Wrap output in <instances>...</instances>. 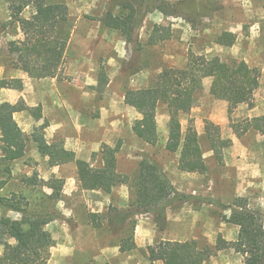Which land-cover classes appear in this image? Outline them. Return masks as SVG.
<instances>
[{"label": "rangeland", "instance_id": "374dc122", "mask_svg": "<svg viewBox=\"0 0 264 264\" xmlns=\"http://www.w3.org/2000/svg\"><path fill=\"white\" fill-rule=\"evenodd\" d=\"M112 1L0 0V78L24 72L21 53L9 50V42L22 37L17 19L30 17L38 4L64 3L68 20L60 30L67 36V48L63 72L56 78L57 88L63 94L84 91L83 98L79 93L65 96L70 113L60 107L55 112L52 108L49 117L43 119L37 120L28 111L14 117L25 137V154L16 161L6 160L0 141V195L27 196L31 208L61 218L45 226L55 241L48 264H147L148 247L159 242L177 248L194 242L199 248H208L211 254L203 264H244L243 255L232 246L216 249V242L219 236L229 242L236 240L238 226L231 217L237 203L264 215V130L251 128L237 136L231 127L232 122L264 115V0H121L133 5L135 18L130 33L102 25L101 19L108 12L123 16L130 12ZM157 27L169 30L171 38L149 44L148 38ZM224 31L236 35L233 44L218 42ZM189 51L223 61L244 60L259 74L252 94L230 111L226 100L209 93L211 78H203L189 114L180 115L183 130L191 119L197 131L206 165L202 173L177 168L179 151L167 147L169 115L163 102L156 107L155 144L132 131L141 115L124 102L127 90L152 86L163 68L183 67ZM25 74L26 78H21L23 88L16 90L22 93L25 85L26 96L32 101L40 91L51 88L50 77ZM79 79L84 81L83 89L76 86ZM1 89L0 104L4 98L16 102L24 97L16 98V94ZM52 119L54 130L48 134ZM206 120L220 125L223 141H232L223 149L221 161L210 148L204 131ZM34 133L42 134L49 143L77 149L75 157L92 167L101 164L93 153L103 143L120 142L117 170L127 175L128 182L107 193L80 186L74 162L56 165L52 172L48 157L33 141ZM143 161L159 164L172 187L163 208L147 210L137 204L136 183ZM7 163H11L10 174L5 170ZM34 174L38 181L61 178L60 198H47L51 190L41 182L28 185L26 179ZM125 211L136 213L123 222L119 215ZM19 217L11 209L0 208L2 220ZM6 239L13 242L8 236ZM121 240L134 245L121 252ZM2 250L0 245V253Z\"/></svg>", "mask_w": 264, "mask_h": 264}, {"label": "trees", "instance_id": "16d2710c", "mask_svg": "<svg viewBox=\"0 0 264 264\" xmlns=\"http://www.w3.org/2000/svg\"><path fill=\"white\" fill-rule=\"evenodd\" d=\"M123 7L129 8L126 15H115L108 12L101 19L105 27L122 30L130 33L132 22L135 18L133 5L128 1L113 0ZM68 20V7L64 3L38 4L30 17L17 19L22 38L9 42L10 52L21 53V69L41 78L61 76L65 62L67 36L61 33V25ZM169 30L157 27L149 38V44L170 39ZM236 35L224 31L218 36V42L225 45L234 43ZM210 77L209 93L215 98L228 102L229 111L238 103L246 100L258 85L259 74L250 68L244 60H221L217 56L207 57L203 54L188 52V57L183 67H166L157 75L154 84L147 88L129 89L124 94V102L133 107L141 117L132 125L136 136L147 143L155 144L158 141L156 124V107L163 102L168 111V137L167 147L170 151H179L177 168L184 172L202 173L206 165L201 152L196 129L188 120L185 130L180 122L181 114H189L194 105V94L203 78ZM10 88L21 90V78H0V89ZM28 111L37 120L42 117L41 106H29L23 98L16 102H2L0 104V141L6 160L16 161L25 154V137L14 119V113ZM43 124L40 128H43ZM237 136L253 128L264 130V115L245 119L242 123H231ZM204 131L214 156L222 159L223 149L231 145V139L223 141L221 127L210 120L205 121ZM33 141L37 143L41 154L48 157L52 166L67 162H74L76 178L80 186L98 188L103 192L111 190L128 182L127 175L117 170L116 155L121 143L114 145L103 143L93 156H98L101 164L92 167L88 162L77 159L72 150L65 148L60 142L49 143L40 133H34ZM10 165H5V170L10 174ZM37 174L27 178L28 185L34 181V186L41 185L50 189L47 198L58 200L63 189V180L52 177L48 180H37ZM3 183H0V188ZM164 172L159 164L143 161L136 183L137 204L139 207L151 210L156 206L165 207L172 195ZM31 200L27 196L13 194L12 196L0 195V208L11 209L20 215L15 219H0V264H48L54 238L45 226L60 217L47 211L31 208ZM232 209L231 221L238 226L237 238L233 242L222 237L217 238L216 249L232 246L244 257V264H264V215L246 205L236 204ZM135 211L120 213L121 220L125 222L135 214ZM13 239L7 241L6 237ZM133 242L121 240L119 250L125 252L133 247ZM211 254L208 248H199L194 242L189 246L177 248L170 247L164 242H159L148 247V263L155 264H203Z\"/></svg>", "mask_w": 264, "mask_h": 264}, {"label": "crops", "instance_id": "0c3cea01", "mask_svg": "<svg viewBox=\"0 0 264 264\" xmlns=\"http://www.w3.org/2000/svg\"><path fill=\"white\" fill-rule=\"evenodd\" d=\"M21 36H22V32H21ZM22 38V37H21ZM81 71V70H80ZM26 72H18L17 74H16V77H18V78H23V79H25L26 78V74H25ZM68 73V69L66 70V74ZM65 75V74H64ZM57 77H53V78H49V79H51L52 80V82H51V88L50 89H48V90H45V91H40V95L39 96H36L35 98H34V100L32 101L31 99H29V97H27L26 96V91H27V89H25V85H24V90L22 91V93L21 92H19V91H17L16 89H10V88H2L1 90V92H3V91H5V92H7V94H9V95H15L16 94V98H18L19 96H21V95H23L24 97L23 98H25V100H26V104L27 105H29V106H38V105H40L41 106V111H42V119L43 118H47L46 116H48L49 114H50V112H51V110H52V108H53V110H54V112H55V110L58 108H60V107H62V110L63 111H65L66 110V112H68V113H70V108H71V106H70V103H68L67 102V100H65L64 98H65V96H66V98L68 97L69 98V96L70 95H72V94H75L76 95V93H79V95H80V97L81 98H83L84 97V91H78V90H75V92L74 93H72V92H70V91H67L66 93L64 92V94L63 93H61L62 91H60L58 88H57V79H56ZM44 79H46V78H44ZM80 81H77V87L78 88H80V89H83V87L85 86L84 85V81H81V79H79ZM16 92V93H15ZM4 101H7V102H11V103H14V101H15V99L13 98V99H2V102H4ZM1 102V101H0ZM22 112V111H21ZM18 113H20V112H16V113H14V117L18 114ZM49 117V116H48ZM15 119V118H14ZM48 119H50V118H48ZM54 120L52 119L51 121H50V124H49V126H48V134H50L49 132L51 131H53L54 130V122H53ZM38 123V122H37ZM48 139V138H47ZM66 148H67V146H66ZM68 149V148H67ZM73 150L74 151H77V149H74L73 148ZM77 152H79V151H77ZM77 158V157H76ZM55 167H56V165H54V166H51V171L52 172H54V170H55ZM66 192V191H65Z\"/></svg>", "mask_w": 264, "mask_h": 264}]
</instances>
